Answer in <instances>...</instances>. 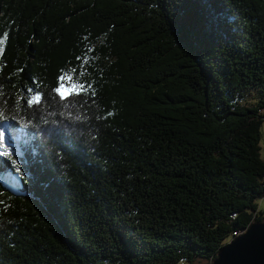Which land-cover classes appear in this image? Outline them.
Segmentation results:
<instances>
[{
  "label": "trees",
  "instance_id": "trees-1",
  "mask_svg": "<svg viewBox=\"0 0 264 264\" xmlns=\"http://www.w3.org/2000/svg\"><path fill=\"white\" fill-rule=\"evenodd\" d=\"M0 41V264H212L264 219V0H0Z\"/></svg>",
  "mask_w": 264,
  "mask_h": 264
},
{
  "label": "water",
  "instance_id": "water-1",
  "mask_svg": "<svg viewBox=\"0 0 264 264\" xmlns=\"http://www.w3.org/2000/svg\"><path fill=\"white\" fill-rule=\"evenodd\" d=\"M212 264H264V219L220 248Z\"/></svg>",
  "mask_w": 264,
  "mask_h": 264
},
{
  "label": "rangeland",
  "instance_id": "rangeland-1",
  "mask_svg": "<svg viewBox=\"0 0 264 264\" xmlns=\"http://www.w3.org/2000/svg\"><path fill=\"white\" fill-rule=\"evenodd\" d=\"M64 86H65V88H67L69 85H64ZM68 94H69V92L66 91L64 96H66ZM0 130H3L5 132L6 125L5 124L1 125ZM5 137H6V143L10 145L9 151L12 149L10 151L12 154L14 153L17 157H19L20 159H23L24 153L17 146L13 145V144H17V141L15 142V140H13V142H12V139L9 136H6V134H5ZM263 138H264V130H263V134H262V140L260 143V148H261L260 156L264 160V140H263ZM26 174H28L26 171H21V172L18 171L14 175L4 174L5 176L3 178H1L2 179L1 181L13 193L22 194L23 191L20 188V178H26ZM260 207H261V209L264 210V200H262L260 202ZM179 264H182V263H179ZM202 264H204V263H202Z\"/></svg>",
  "mask_w": 264,
  "mask_h": 264
},
{
  "label": "snow or ice",
  "instance_id": "snow-or-ice-1",
  "mask_svg": "<svg viewBox=\"0 0 264 264\" xmlns=\"http://www.w3.org/2000/svg\"><path fill=\"white\" fill-rule=\"evenodd\" d=\"M3 41H0V44H2ZM63 79H71V77L66 74L65 77L61 78ZM77 88H82V85H77L75 83L70 84L67 88H65V86L63 84H61L60 88L57 89V92L63 97L65 92H69L71 93L72 91H74ZM9 147L10 145L6 143V137H5V132L3 130H0V156H4V157H11L12 153L9 151ZM13 163H15V161H13Z\"/></svg>",
  "mask_w": 264,
  "mask_h": 264
}]
</instances>
